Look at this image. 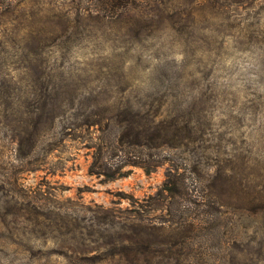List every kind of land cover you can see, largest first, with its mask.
Masks as SVG:
<instances>
[{
  "label": "rangeland",
  "instance_id": "obj_1",
  "mask_svg": "<svg viewBox=\"0 0 264 264\" xmlns=\"http://www.w3.org/2000/svg\"><path fill=\"white\" fill-rule=\"evenodd\" d=\"M14 2L3 29L18 43L6 45L2 74L23 99L32 88V111L53 101L64 114L32 140H18L22 124L0 125V264H73L55 254L63 248L52 239L75 224L84 225L91 256L106 247L109 219L140 212L164 222V211L142 205L167 163L150 173L124 165L111 179L90 173L101 133L82 123L102 115L111 139L112 116L155 108L149 96L166 100V111L192 107L201 141L191 145L185 173L210 175L217 208L194 249L208 264H264V0H161L109 19L68 16L69 0ZM23 54L32 57V87ZM182 99L192 103L179 106Z\"/></svg>",
  "mask_w": 264,
  "mask_h": 264
},
{
  "label": "trees",
  "instance_id": "obj_2",
  "mask_svg": "<svg viewBox=\"0 0 264 264\" xmlns=\"http://www.w3.org/2000/svg\"><path fill=\"white\" fill-rule=\"evenodd\" d=\"M161 0H69L66 15L74 13L76 16L86 15L97 18H116L125 11L139 10ZM14 0H0V125L22 124L25 136L18 140H32V133L37 137L46 125L54 124L64 111L58 110L55 102L51 101L49 109L39 108L32 111L30 93L20 97L19 86L17 93L16 82L5 80L2 74L5 62L6 45L16 44L13 33L6 38V24H11L14 11L18 3ZM21 9V7H20ZM15 47V46H13ZM25 57L26 64L22 67L28 85L32 87V57ZM30 95V96H31ZM179 106L192 101L182 99ZM46 104V102H44ZM149 105L155 108L140 110L118 111L115 117L114 135L107 138L109 125H103V116L98 119L85 115L83 124L96 123L99 125L100 140L96 146L94 160L90 165V173L104 175L106 178H115L124 165H137L146 173L154 171L158 166L167 163L165 178L152 196H149L142 208L162 210L166 219L151 224L140 212L135 216L122 218L116 221L109 219L102 226V238L105 239L101 254L87 256L91 250L89 242L85 239L84 225L75 224L60 232L62 239L55 236L53 243L59 244L55 254L63 257L73 264H82L93 261L96 264L109 261L112 264H208V256L203 250L193 247L191 240L206 235L208 225L216 215V201L208 192L209 178L205 171L194 169L186 175L187 164L190 159L188 152L192 151V144L200 142L195 136V120L191 109H178L166 111L161 106L166 103L162 97H150ZM33 114V116H32ZM22 131V130H21ZM184 153L186 155L184 156ZM207 190V191H206ZM11 199L19 198L15 191ZM18 209L17 205H13ZM173 232L169 238L162 236V230ZM64 236V237H63ZM94 241V240H91ZM103 243V242H102ZM44 244V242H43ZM109 245V246H108Z\"/></svg>",
  "mask_w": 264,
  "mask_h": 264
}]
</instances>
